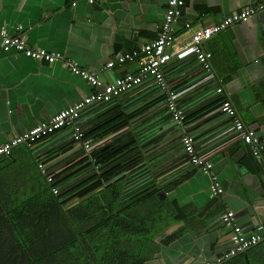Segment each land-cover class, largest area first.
<instances>
[{
    "label": "crops",
    "instance_id": "crops-1",
    "mask_svg": "<svg viewBox=\"0 0 264 264\" xmlns=\"http://www.w3.org/2000/svg\"><path fill=\"white\" fill-rule=\"evenodd\" d=\"M261 1H187L174 27V54L165 67V77L187 114L183 126L171 119L164 92L150 81L82 113L84 126L114 116L126 119L121 131L127 129L133 136L142 156L127 172L129 194L159 188L157 218L151 209L142 212L163 223L154 233H144L139 242L145 264H222L226 260L219 259L232 246V229L221 218L227 210L234 212V222L248 235L264 224V150L261 159L255 158L237 136L233 120L220 111L223 99L230 97L244 123L264 136V9L205 43L213 53V79L199 68L189 46L196 29ZM71 2L0 0V24L9 32L21 27L30 46L63 55L48 62L15 50L0 51V145L99 91L102 87L75 75L69 61L99 70L120 54L140 49L157 37L168 5V0H98L96 4L78 0L76 6ZM139 68L137 62H126L100 77L112 81L125 73L136 74ZM219 78L224 80L223 94L216 91ZM183 132L191 133L196 149L213 162V172L224 188L221 196L211 194L210 176L185 153ZM25 149L19 146L14 153L20 157ZM53 149L60 153L49 164L80 151L72 145L71 130L64 129L31 150L34 160L25 164L33 168ZM4 164L0 158V166ZM79 168L74 169L77 177L85 170Z\"/></svg>",
    "mask_w": 264,
    "mask_h": 264
},
{
    "label": "trees",
    "instance_id": "trees-1",
    "mask_svg": "<svg viewBox=\"0 0 264 264\" xmlns=\"http://www.w3.org/2000/svg\"><path fill=\"white\" fill-rule=\"evenodd\" d=\"M125 126L126 119L115 116L85 124L94 140L112 137L92 152L96 165L80 158L82 151L48 164L53 182L38 164L59 149L33 168L25 164L34 160L26 146L25 155L0 157V264H145L139 242L163 223L142 212L151 209L157 218L159 188L129 194L127 172L142 156L133 136L121 131ZM79 165L85 170L77 177ZM222 264H264V240Z\"/></svg>",
    "mask_w": 264,
    "mask_h": 264
},
{
    "label": "built area",
    "instance_id": "built-area-1",
    "mask_svg": "<svg viewBox=\"0 0 264 264\" xmlns=\"http://www.w3.org/2000/svg\"><path fill=\"white\" fill-rule=\"evenodd\" d=\"M87 1L90 4H96L98 2V0ZM187 1L188 0H168L167 10L164 20L160 25L157 37L143 44L140 49L120 54L116 59L110 60L99 70L85 68L77 61L70 60L69 65L75 75L82 77L92 86L102 88L84 97L79 102L59 111L50 118V120L41 122L14 136L10 141L1 144L0 157L11 155L15 148L19 146L36 149L40 143L48 140L57 132L67 129L72 132V145L83 152L80 158H88L91 164L96 165V159L91 156L92 152L103 145L112 135L104 139L94 140L85 126L80 122L82 113L90 107L108 103L114 98L120 97L138 88L147 81L157 85L164 92L165 104L169 116L176 124L183 126L187 120V114L179 105V93L172 89L171 84L165 77V67L173 57L174 51H172V49L176 39L174 27L182 17ZM77 3L78 0H72L71 2L72 6H76ZM263 9L264 0L255 5L228 14L214 25L201 27L193 32L189 46L199 64V68L210 74L208 79H213V53L205 47V43L214 35L228 27L240 22H247L253 14ZM186 26L189 28L191 27L189 23ZM11 50L22 52L28 57L48 62H54L63 57L60 52L48 51L42 47L30 46L21 27H18L15 33H11L5 25L0 24V51ZM133 61L139 64L140 68L138 73H125L117 76L112 81H103L101 79V72H108L115 68L116 65H124L126 62ZM223 82V78H219L220 85L216 89L218 94L224 93ZM220 111L233 120V128L237 136L250 148L252 155L257 159H261L264 150V136L244 123L239 116L235 103L230 97L223 99ZM181 144L191 163L210 176L211 194L213 196H221L224 193V188L219 176L213 172V162L211 159L207 158V154H201L196 149L193 135L188 132H183ZM48 164L49 162L40 161L38 167L41 172L46 175L47 180L53 182L54 173L48 171ZM96 170H98V166H96ZM52 190L55 194L58 193L57 186H53ZM221 218L222 221L232 229V246L219 259L220 262L264 240V224L258 225L248 235L240 225L234 222L235 215L233 211L227 210L223 212ZM204 264L216 263L207 261Z\"/></svg>",
    "mask_w": 264,
    "mask_h": 264
},
{
    "label": "water",
    "instance_id": "water-1",
    "mask_svg": "<svg viewBox=\"0 0 264 264\" xmlns=\"http://www.w3.org/2000/svg\"><path fill=\"white\" fill-rule=\"evenodd\" d=\"M219 264V263H218Z\"/></svg>",
    "mask_w": 264,
    "mask_h": 264
}]
</instances>
